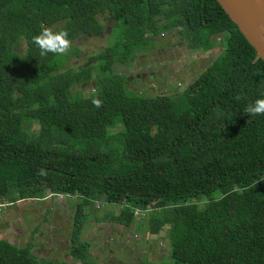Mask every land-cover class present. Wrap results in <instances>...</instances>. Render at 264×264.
Masks as SVG:
<instances>
[{
    "label": "trees",
    "instance_id": "trees-1",
    "mask_svg": "<svg viewBox=\"0 0 264 264\" xmlns=\"http://www.w3.org/2000/svg\"><path fill=\"white\" fill-rule=\"evenodd\" d=\"M44 27L67 29V54L40 55L32 38ZM107 27L110 44L67 69ZM178 29L188 49L210 51L218 36L223 48L176 95L127 91L114 68ZM91 80L89 94L73 92ZM258 98L264 62L216 0H0V205L103 202L121 225L138 210L150 235L167 226L168 264H264V115L245 113ZM75 208L68 253L96 264ZM0 264L69 263L0 239Z\"/></svg>",
    "mask_w": 264,
    "mask_h": 264
},
{
    "label": "rangeland",
    "instance_id": "rangeland-1",
    "mask_svg": "<svg viewBox=\"0 0 264 264\" xmlns=\"http://www.w3.org/2000/svg\"><path fill=\"white\" fill-rule=\"evenodd\" d=\"M169 33V31H168ZM171 35L169 34L166 39H161L159 43L165 44L169 42V48H171V52L169 51V55L167 54H161L156 55L152 57V61L157 62L160 65V62L166 59V57L169 60H172L174 64L170 67L172 76L170 79L173 81L168 82V85L163 87V83L160 82L159 78L154 80L153 82L149 83V88L155 90L158 88V93L164 92V88L168 89L166 93H169L170 95H176V92L183 89L185 86H188L191 82L194 81V79L202 72V70L205 68L206 64L209 63L213 58L217 57L220 53V51L223 48V41L220 36L217 38L215 37L213 39V48L210 47V51L204 52L201 48L197 49H188L187 46V39L183 33V29L173 30L170 31ZM110 38H111V30L107 27L106 31L100 35V37H92L84 39L83 41H80L77 44V50H79V56L73 55V53L69 52L70 59L66 65L68 68H73L74 66H79L81 64H85L88 61L89 56L94 54L97 51H100L103 47L110 44ZM181 38H184L181 40ZM155 42V40H154ZM182 43V44H181ZM71 49V48H70ZM140 53V52H139ZM145 59L142 60H135L134 66L133 64L131 66L132 69L138 70L139 66L145 64ZM91 64L95 65L96 62H91ZM128 69H130V65ZM161 68V67H160ZM115 69H120L119 72L124 71L125 69L117 66ZM131 69V70H132ZM156 71V69H155ZM154 85V87H152ZM161 87V88H160ZM156 93V92H154ZM172 93V94H171ZM24 129L27 130L29 133L37 132L38 126L36 123L32 122H25L24 123ZM14 200V199H13ZM77 204H81L82 207H86L85 210V219L90 221H103L105 219L111 220L114 219L113 215H115L114 211L111 210L109 207L113 206L111 204L98 202V201H92L89 202L87 205H85L84 200L82 198L74 199ZM52 202V203H51ZM57 203V204H56ZM56 214L59 213L61 208H65L63 201L60 197H47L43 200L37 201V204L34 206L36 207L35 211H42L45 210L48 211V209L56 208ZM61 208L59 207V205ZM32 206L31 201H13L12 203H7L6 200H3V204L0 205V239L6 240L11 244H17L20 246H27L30 248L32 246V239L33 235L38 236L37 242L38 244H43L46 248V250H49V254L46 256H43L41 258H38L41 261H65L69 264H81L79 261H75L73 263L68 262L69 256H67L69 249L70 242L68 243L67 240L69 238V230L71 228H56V230L52 233L49 232L50 228L41 230V233H34V229L30 230L31 228H28L27 222L30 221L31 218V212L30 209L34 208ZM20 208V209H19ZM75 208V207H73ZM116 208V207H115ZM118 208V206H117ZM72 211V207H69L67 210ZM85 209V208H84ZM119 210H117L118 212ZM146 214V213H145ZM24 218V219H23ZM38 217H35L37 219ZM140 218V217H135ZM54 220H56V217L54 216ZM83 221H85L82 218ZM44 221V220H43ZM10 223L12 225L10 226ZM64 226H68V224H64ZM144 226V224H143ZM25 227V228H24ZM166 228L164 227L160 231L158 235L155 237L150 236L149 241H151L152 246L147 247V243L141 244L139 240L141 238H148L147 234L143 232L139 239L135 238H129L127 240L126 235L122 236V240L113 234H111L110 237H115L114 241L110 242L111 249H114V243L121 242L125 244V248H120L119 250H116L114 253V256L118 260L119 263L115 264H150L153 262L156 263H165L168 264L171 262L169 258V249H168V239L166 236ZM30 230V231H27ZM87 231L88 228H83V231ZM93 230V229H92ZM126 230L125 234L132 235V230L129 228H124ZM142 228H139L135 230V233L138 235L140 234V231ZM67 233V235H66ZM84 233V232H83ZM92 234H95L94 231H92ZM92 234L91 232H87L84 234V236L81 235L79 241L80 242H87L89 244L88 247V254L93 257L96 264H113V262H110L104 258L106 255L105 251H102L103 256L99 254L98 252V246H90L92 244ZM116 234V233H114ZM51 236V240L48 241L46 244L44 242V239L46 237ZM133 236V235H132ZM83 237V238H82ZM87 238V239H84ZM144 240V239H143ZM28 241V242H27ZM144 242V241H143ZM130 246H134L136 248H141V250H135L130 251ZM132 253V254H131ZM96 254H99L100 256L95 257ZM100 262V263H99Z\"/></svg>",
    "mask_w": 264,
    "mask_h": 264
},
{
    "label": "flooded vegetation",
    "instance_id": "flooded-vegetation-1",
    "mask_svg": "<svg viewBox=\"0 0 264 264\" xmlns=\"http://www.w3.org/2000/svg\"><path fill=\"white\" fill-rule=\"evenodd\" d=\"M169 34L171 35L170 31H169V33H168V31H166L165 33H162L160 36L155 37L153 39L152 49L145 48L142 51H140V53H138L137 57H135L134 59H131V61L129 63L130 69L127 70V68H129V66H127V65L120 66V67L125 69L122 72H119L120 69H118V70L115 69L117 67L114 68L117 73H119L125 77L124 85H125V88L127 89V91L139 93V94L156 95L157 91L159 89L156 88L155 90H153V89L149 88V83H151L154 80H156L157 78H159L160 82L163 83V87H164L165 85L166 86L168 85V82L173 81V79L172 80L170 79V77L172 76L170 67L174 64V62L172 60H169L166 57V59H164L163 61L160 62V65L157 62L152 61V57H154L156 55H161V54H164V55L168 54L169 55V51L171 52V48L173 46H171V48H169L168 47L169 42H167L165 44L159 43V41L161 39H166ZM183 39L184 38H181V40H183ZM154 40H155V42H154ZM142 59H145V61H146L145 64L139 66L138 70H135V69L133 70L132 67L134 66V61L135 60L139 61ZM85 64H81L79 66H74L72 68V70L74 71V70H76V68L79 69L81 66L84 67ZM132 64H133V66H131ZM66 68L70 69L68 67H66ZM155 69H156V71H155ZM152 87H154V85H152ZM94 88H95L94 82L91 80L89 82H83V83L77 85L76 87L73 88V92L76 90H80L85 95V94H89ZM167 91H169V90L164 88V92L162 91L161 93H166ZM154 92H156V93H154ZM161 93H158V94H161ZM61 199L63 201L65 208L62 209L61 206L58 204L59 207L61 208V210L59 211L58 214H56V209L58 208V207H56L57 203L55 204L56 208L48 209V211H46V212H45V210L35 211L34 209L36 207H34V206L37 204V201L30 200L32 202V206L34 208L30 209V211H29V212H31V218H30V221L27 222L28 228H31L30 230L34 229V233L37 232L38 234L41 233L40 232L41 230L50 228L51 232H49V235H50V233L54 232L56 230V228H73L74 224H75L76 212H77V210H76L77 208H73V207L77 206V203L72 198H61ZM69 207H72L73 210L71 211L69 209L70 211H68L67 209ZM113 211L115 213V215H113V217L117 216L118 212L115 211L114 209H113ZM54 216L56 217V220H54ZM35 217H38V218L35 219ZM135 217L132 220V223L130 224V226H125V228H129L130 230H132L133 236L130 235V233L128 235L125 234L126 232H124V231H126V230H124L122 232L123 229H121L120 226L124 227V225H121L120 223H118L114 220H111L109 223V222H107V221H109L107 219H105L103 221H97L96 222L97 225L94 228L95 230H93L95 234H92V230L83 231V229H82L81 235L84 236L83 232H91L93 238H92V244H90V246L91 247L92 246H95V247L98 246L97 247L98 252H99V254H101V256H103L102 251H105L106 252L105 254L108 255L106 257L104 256V258H106V260L113 262V264L119 263L118 260L116 259V257L114 256V253L116 250L123 248L125 246V244L121 243L120 241L117 243H114L113 245H114L115 250H112L110 242L114 241L115 237H110L111 234H113L115 236H118L117 234H119L120 237H118V238H120V239L122 238V236L126 235L127 240L129 238H135L137 240V239H139L141 234H143V232H145L147 234L148 238H146V237L141 238L139 240V242L141 244L147 243L150 236L155 237V236L150 235L148 233L149 226H148V221H147V214H145V216H144L145 221L143 223H139V221ZM82 218H83V216L81 217V224L83 227ZM65 223L68 224V226H64ZM143 224H144V226H143ZM11 225H12V223H10V226ZM138 228H139V230H140V228H142V230L140 231V234L137 235L135 233V230ZM30 230H27V231H30ZM114 233H116V234H114ZM68 234H69V238H68L67 242L69 243L70 238H71V229L69 230ZM66 235H67V233H66ZM81 235H80V237H81ZM37 239H38V236L33 235L31 252L35 256H37V258H41L43 256L47 257V255L49 254V250H46V248L43 244L39 245L37 242ZM84 239H87V238H84ZM50 240H51V236L46 237L44 239V242L47 244L48 241H50ZM87 243H88V241H87ZM16 246L20 247V245H17V244H16ZM150 246H152L151 241H149L147 243V247L150 248ZM129 249H130V251L141 250V248H136L134 246L133 247L130 246ZM67 252H68V250H67ZM99 254H96L95 257L100 256ZM67 256L70 257V258H68V260H69L68 262L73 263V262L77 261V260L73 259L69 253L67 254ZM65 261H67V260H65Z\"/></svg>",
    "mask_w": 264,
    "mask_h": 264
},
{
    "label": "water",
    "instance_id": "water-1",
    "mask_svg": "<svg viewBox=\"0 0 264 264\" xmlns=\"http://www.w3.org/2000/svg\"><path fill=\"white\" fill-rule=\"evenodd\" d=\"M264 62V0H216Z\"/></svg>",
    "mask_w": 264,
    "mask_h": 264
},
{
    "label": "clouds",
    "instance_id": "clouds-1",
    "mask_svg": "<svg viewBox=\"0 0 264 264\" xmlns=\"http://www.w3.org/2000/svg\"><path fill=\"white\" fill-rule=\"evenodd\" d=\"M32 39L33 43L39 48L41 56H46L49 53L56 55L67 54L72 45L67 29L54 30L51 27H44ZM92 103L97 108L103 105L102 100L99 98H94ZM245 113L251 116L264 115V98H258L249 104L245 108ZM40 174L45 175L46 173L41 170Z\"/></svg>",
    "mask_w": 264,
    "mask_h": 264
},
{
    "label": "crops",
    "instance_id": "crops-1",
    "mask_svg": "<svg viewBox=\"0 0 264 264\" xmlns=\"http://www.w3.org/2000/svg\"><path fill=\"white\" fill-rule=\"evenodd\" d=\"M114 207H116V208H114ZM84 208H85V209H84ZM109 208H110L111 210L114 209L115 211L120 210V208H119V207L117 208V206H110ZM85 210H86V207H83V209H82V214H83V215H82V216H83V218H84L85 221H83V227H82V228H88V230H92V229L95 230L94 228H95L96 225H97V224H96L97 220H96V221H94V220H93V221L86 220V219H85V216H86V214H85ZM116 213H117V212H116ZM144 216H145V214H144ZM144 216H143V218L140 217V216H136V217H140V218H137V220L139 221V223H143V222L145 221ZM110 221H111V220H109V221H107V222L110 223ZM120 227H121V229H123V230H122V232H123L125 226H124V227H123V226H120ZM93 230H92V231H93ZM124 232H125V231H124ZM85 233H87V232H84V234H85Z\"/></svg>",
    "mask_w": 264,
    "mask_h": 264
},
{
    "label": "built area",
    "instance_id": "built-area-1",
    "mask_svg": "<svg viewBox=\"0 0 264 264\" xmlns=\"http://www.w3.org/2000/svg\"><path fill=\"white\" fill-rule=\"evenodd\" d=\"M49 197H50V196H49ZM58 197H60V198H64L62 195H58L57 198H58ZM65 197L68 198L69 196L67 195V196H65ZM143 215H144V213L141 212V211H138V210H135V211H134V216H140V217H143Z\"/></svg>",
    "mask_w": 264,
    "mask_h": 264
}]
</instances>
